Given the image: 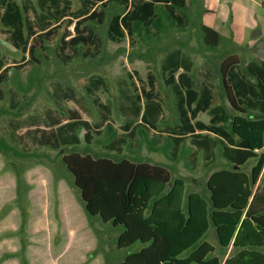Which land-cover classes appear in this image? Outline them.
<instances>
[{"label":"trees","instance_id":"1","mask_svg":"<svg viewBox=\"0 0 264 264\" xmlns=\"http://www.w3.org/2000/svg\"><path fill=\"white\" fill-rule=\"evenodd\" d=\"M58 1L40 0L44 13L38 15L41 29L37 31L26 14V4L0 0V24L8 39L16 48L27 50L33 59L37 46L55 32L58 25H52V21L59 22L70 14L69 1L64 0L62 7ZM81 2L74 23L77 34L62 40L60 51L66 44H82L87 55H99L101 46L83 24L88 20L103 22L107 4L114 2L124 11L111 15L107 37L116 42L128 38L131 46L143 39L148 47L136 56L147 62H151L148 56L152 48L157 49L176 33L194 32L198 50L208 61H215L212 65L220 80L221 103L212 109L210 89L196 87L192 61L184 48L187 42L178 41L180 46L164 48L160 64L164 83L175 93L180 118L171 134L158 131L163 108L150 63L145 79L138 75L140 85H119L117 105L124 115L122 132L118 133L110 121L108 106L103 103H99L104 111L103 126H94L77 110H71L66 121L56 119L53 123L57 124L48 131L40 129L38 143L54 148L69 146L61 160L72 181L69 184L59 177L52 189L51 173L46 168L24 171L28 206L24 211L17 207L6 212L14 232L0 243V264H106V253L104 257L98 249L100 240H104L99 233L110 226L121 227L116 236L117 248L139 244L117 264H264V185H257L264 176V60H250L241 69L234 42L201 22V15L207 11L201 0ZM7 69L0 71V84ZM137 74L127 72L131 79ZM36 81L31 73L25 85L17 82L18 88L30 90ZM104 85L103 77L89 76L85 89L94 102L97 88ZM207 109L213 112L209 124L191 122L196 113ZM81 129L85 144L79 148ZM197 130L220 136L226 163L209 173L201 190L185 193L186 177L173 176L172 165L152 162L142 149L160 152L171 162H178L184 156L189 135L210 159L213 149ZM7 151L18 157L37 156L20 152L0 138V152ZM35 172L44 175L31 180ZM4 175H0V181ZM11 182L9 189L0 182V198L16 194L12 178ZM210 227L220 246L225 251L230 249L224 260L213 254L214 246L206 240ZM99 255L102 263L95 262Z\"/></svg>","mask_w":264,"mask_h":264},{"label":"rangeland","instance_id":"2","mask_svg":"<svg viewBox=\"0 0 264 264\" xmlns=\"http://www.w3.org/2000/svg\"><path fill=\"white\" fill-rule=\"evenodd\" d=\"M16 1L21 5H27L26 14L34 22L36 30L40 31L41 27L38 26V23L41 18H38V15L44 13V9L40 6V0ZM68 1L67 11H70V14L65 15L59 21L60 24L56 20L52 21V25L58 26L51 36L37 46L35 59L30 56L27 50L16 48L8 39L4 26L0 24V71L5 67L8 68L6 77L0 84L2 90L0 94V138L20 152L37 155L18 157L13 152L7 151L6 154L0 152V175L5 174L2 176L4 179H1L0 182L4 188L6 187L5 189H9L12 185V178L14 188L16 187V194L12 198H0V243L14 232L13 221L10 220V222L5 218L6 212L14 206L22 211L27 209L25 170L41 166L46 168L51 173L52 189L59 177L66 179L69 184L72 181L71 173L61 160V154L66 152L69 146L54 148L49 144L38 143L36 138L39 136L40 129L48 131L49 127L57 124V122L53 123L56 119L59 120L58 122L66 121L71 110H77L92 125L103 126L102 113L104 111L99 105V103H103L108 106L110 121L118 133L122 132L121 125L124 123V115L117 105L119 85L121 82L130 86L132 82L140 85L137 80L138 75L141 79H145L148 70L147 64L150 63L157 76L158 99L163 108L158 122V131L163 135L173 132L174 124L178 123L180 119L178 118L177 99L172 88L163 81L160 64L166 50L180 46L178 41L187 42V46L184 48L192 61L191 73L196 87L201 89L203 86H207L210 89L212 109L221 103L220 80L212 65L215 61H208L198 50L194 32L176 33L165 43L156 46L157 49L152 48L148 56L151 62H147L136 56L137 53L146 51L148 47L143 39L139 38L138 43L131 46L128 38L116 42L107 37V24L111 15L124 11L122 6L114 2L107 4L103 22L88 20L83 24L93 32L101 46L102 52L99 55L94 57L87 55V48L82 44H78L76 47L66 44L60 51L62 40H68L77 34L74 23L76 13L82 7L81 0ZM201 2L208 4L211 9L201 15V22L234 42L237 47L234 52L240 58L241 69L250 60L256 62L264 60V0H201ZM47 4L53 7L50 1H47ZM58 5L62 7L64 0H59ZM96 6L98 7L99 4L97 3ZM260 32L262 33L259 34ZM61 55L63 56L61 57ZM102 55L104 57L99 58ZM20 63L25 64L19 67ZM133 71L138 74L131 79L127 76V72L132 73ZM31 73L37 77L38 81L32 85L30 90H20L17 82L22 86L25 85L27 77ZM91 75H99L105 80V85L99 86L95 92L96 102L85 89ZM212 116L213 112L210 109L199 111L195 117H192L191 122L200 120L209 124ZM83 132V129L79 131L81 140L78 144L79 148L85 144ZM196 132L209 141L213 149L210 159L205 158L204 150L195 144L189 135L184 143V156L178 162H171L160 152H149L145 147L142 149L143 154L147 155L152 162L172 165L173 176L186 177L185 193L191 190H201L209 173L226 163V158L221 150L220 136L209 130H197ZM94 148L106 150L102 146H94ZM252 164L253 162L247 168L249 169ZM39 173L35 172L31 180L37 179V175H44V173ZM257 185L259 187L264 185L263 174ZM72 190L76 193L75 188ZM106 225L110 226L108 223ZM120 230L121 227L110 226L107 231L99 233L100 238L104 240H100L98 249L103 256L106 253L109 260L106 264H117L119 258L139 247V244L135 243L129 247L117 248L116 236ZM206 240L214 246L213 254L221 256L222 260L231 253L230 249L225 251L220 246L212 227L207 232ZM223 251L225 254L222 253ZM97 260L102 263L100 255L98 259H95V262H98Z\"/></svg>","mask_w":264,"mask_h":264},{"label":"crops","instance_id":"3","mask_svg":"<svg viewBox=\"0 0 264 264\" xmlns=\"http://www.w3.org/2000/svg\"><path fill=\"white\" fill-rule=\"evenodd\" d=\"M188 1V0H187ZM225 1H228V0H225ZM203 6L207 9V11H209V10H211L209 7L210 6H208V4H203ZM206 12V11H205ZM201 18H202V16H201ZM262 32H260L259 34H261ZM258 35V34H257ZM161 66V65H160ZM142 153H143V151H142ZM145 156H147V155H145ZM148 157V156H147ZM149 158V157H148ZM150 159V158H149ZM15 209H17V207L16 206H14V207H12L11 209H10V211H13V210H15Z\"/></svg>","mask_w":264,"mask_h":264}]
</instances>
